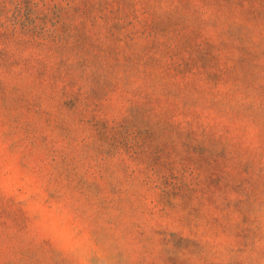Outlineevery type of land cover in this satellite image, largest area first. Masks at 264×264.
Wrapping results in <instances>:
<instances>
[{
  "label": "rangeland",
  "instance_id": "obj_1",
  "mask_svg": "<svg viewBox=\"0 0 264 264\" xmlns=\"http://www.w3.org/2000/svg\"><path fill=\"white\" fill-rule=\"evenodd\" d=\"M0 264H264V0H0Z\"/></svg>",
  "mask_w": 264,
  "mask_h": 264
}]
</instances>
